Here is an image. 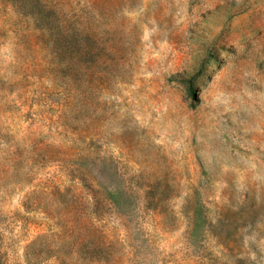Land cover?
Wrapping results in <instances>:
<instances>
[{
	"label": "rangeland",
	"instance_id": "1",
	"mask_svg": "<svg viewBox=\"0 0 264 264\" xmlns=\"http://www.w3.org/2000/svg\"><path fill=\"white\" fill-rule=\"evenodd\" d=\"M0 264H264V0H0Z\"/></svg>",
	"mask_w": 264,
	"mask_h": 264
}]
</instances>
